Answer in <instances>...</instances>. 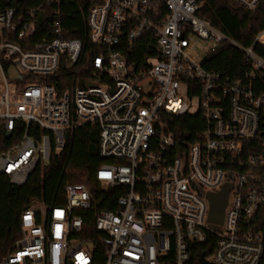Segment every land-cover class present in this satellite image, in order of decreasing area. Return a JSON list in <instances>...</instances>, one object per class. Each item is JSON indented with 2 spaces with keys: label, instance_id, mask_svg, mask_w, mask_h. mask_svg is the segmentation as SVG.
<instances>
[{
  "label": "built area",
  "instance_id": "1",
  "mask_svg": "<svg viewBox=\"0 0 264 264\" xmlns=\"http://www.w3.org/2000/svg\"><path fill=\"white\" fill-rule=\"evenodd\" d=\"M232 1L249 11L264 2ZM61 2L0 10V128L15 135L0 151V174L24 185L85 124L99 129L105 161L93 178L68 182L53 204L33 201L0 264H190L203 246L207 264H264V57L256 40L243 45L202 18V0H90L84 41L68 36ZM44 5H55L51 27L33 41ZM225 43L248 66L236 78L206 68ZM64 60L73 79L60 90ZM185 115L205 122L193 140L172 128ZM225 186L216 224L206 194ZM93 209L96 233L85 237Z\"/></svg>",
  "mask_w": 264,
  "mask_h": 264
},
{
  "label": "trees",
  "instance_id": "2",
  "mask_svg": "<svg viewBox=\"0 0 264 264\" xmlns=\"http://www.w3.org/2000/svg\"><path fill=\"white\" fill-rule=\"evenodd\" d=\"M42 0H0V10L12 6H36ZM91 6L90 0H62L60 5L64 26L69 37L87 39L86 15ZM55 5H44L38 13L36 33L33 41L40 39L51 27ZM200 16L213 26L221 29L231 38L249 46L255 40L256 52L264 57V2L255 10L249 11L232 0H202ZM142 43H146L144 40ZM30 47V46H28ZM156 52H147L155 55ZM206 68L221 73L223 76L236 78L241 69L248 66L243 53L229 43L223 44L212 53ZM71 67L64 60L58 70L55 84L63 89L70 84L73 74ZM64 80L63 82L61 81ZM172 128L180 132L186 140H193L198 130L205 126L199 115L175 117ZM171 124V122H170ZM7 139L5 130L0 128V151L13 143ZM105 161L100 155L99 129L89 124L77 127L68 135V142L59 154H53L50 163L36 170L22 185L13 184L7 175L0 174V261L6 252L22 235L21 219L23 212L33 201L42 200L47 204L58 201L68 182L80 181L83 177H94L99 166ZM103 195L99 194L98 197ZM109 204H100L96 209H110ZM93 209L84 215L83 236H94L95 218ZM197 247L190 264H207L204 249ZM169 264H173L172 261Z\"/></svg>",
  "mask_w": 264,
  "mask_h": 264
},
{
  "label": "water",
  "instance_id": "3",
  "mask_svg": "<svg viewBox=\"0 0 264 264\" xmlns=\"http://www.w3.org/2000/svg\"><path fill=\"white\" fill-rule=\"evenodd\" d=\"M8 74L11 78H18L16 70L10 68L8 70ZM11 131H8L7 136H11ZM230 192V186H225L224 189L219 193H208L206 194L209 204H210V212H209V220L216 224H222L224 221L225 210L228 203V196Z\"/></svg>",
  "mask_w": 264,
  "mask_h": 264
},
{
  "label": "rangeland",
  "instance_id": "4",
  "mask_svg": "<svg viewBox=\"0 0 264 264\" xmlns=\"http://www.w3.org/2000/svg\"><path fill=\"white\" fill-rule=\"evenodd\" d=\"M193 108H197V102L194 100L193 104H192ZM89 176L83 177L80 181H86L88 179Z\"/></svg>",
  "mask_w": 264,
  "mask_h": 264
},
{
  "label": "crops",
  "instance_id": "5",
  "mask_svg": "<svg viewBox=\"0 0 264 264\" xmlns=\"http://www.w3.org/2000/svg\"><path fill=\"white\" fill-rule=\"evenodd\" d=\"M62 197H63V193H62V195L60 196V198H62ZM60 198H59V199H60ZM59 199H58V200H59ZM35 201H36V200H35ZM39 201H42V200H39ZM42 202H43V201H42ZM44 203H45V202H44ZM45 204H47V203H45Z\"/></svg>",
  "mask_w": 264,
  "mask_h": 264
}]
</instances>
